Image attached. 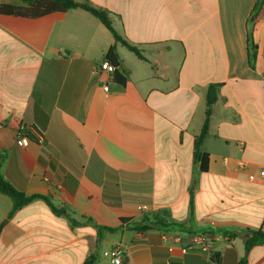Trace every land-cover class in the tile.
<instances>
[{"label":"crops","instance_id":"obj_1","mask_svg":"<svg viewBox=\"0 0 264 264\" xmlns=\"http://www.w3.org/2000/svg\"><path fill=\"white\" fill-rule=\"evenodd\" d=\"M85 1L109 11L143 58L81 9L0 15V173L78 222L34 201L4 226L0 264H83L95 250L111 264L102 254L118 245L121 264H264V244L245 245L264 232V0ZM113 46L124 86L98 71ZM211 85L202 171L194 143ZM12 208L0 193V225ZM146 216L169 226L136 230ZM95 225L118 229L97 243ZM201 232L216 236L219 262L163 238L185 245Z\"/></svg>","mask_w":264,"mask_h":264},{"label":"trees","instance_id":"obj_2","mask_svg":"<svg viewBox=\"0 0 264 264\" xmlns=\"http://www.w3.org/2000/svg\"><path fill=\"white\" fill-rule=\"evenodd\" d=\"M28 3V6H16L11 4H1L0 5V15L18 17L24 19H38L54 13H65L69 10L81 9L89 13L113 35L115 42L122 44L127 49L135 53L138 57L143 58L140 50L129 44L124 40L115 29L111 15L109 11L96 7L92 5L89 1H79V0H24ZM257 57V47L254 43H251L250 58L254 61ZM107 60L110 61L116 67L118 66V57L115 53V46L111 47L107 53ZM115 80H117L122 86L126 83V78L120 77L117 73L115 74ZM217 91L218 85H211L207 92L206 99V111H205V121L200 134L196 137L194 143V164L200 166L201 170L206 169L207 154L202 151V144L204 139L208 134L209 121L212 114L213 106L217 101ZM31 138V137H29ZM0 193L8 196L13 201V208L8 215V218L0 225V234L11 218L23 207L33 203L36 200L45 201L57 216H65L70 218L73 225H77L74 219H71L68 210L65 208H57L52 204L50 199L42 195H32L28 196L23 191L16 189L1 173H0ZM92 222V220H90ZM123 223L126 221L123 219ZM135 229L138 231H149L154 229H160L162 227H168L164 221L159 219H150L149 217H144L140 222L135 223ZM97 228V243H101L104 239L106 232H115L118 228L106 227L95 225ZM264 244V232L263 231H249L245 239L246 250L249 251L251 248L257 245ZM214 254L210 258L219 262V257ZM99 252L95 250L92 252L85 260L83 264H98ZM239 264H248L246 258H243Z\"/></svg>","mask_w":264,"mask_h":264},{"label":"built area","instance_id":"obj_3","mask_svg":"<svg viewBox=\"0 0 264 264\" xmlns=\"http://www.w3.org/2000/svg\"><path fill=\"white\" fill-rule=\"evenodd\" d=\"M98 71L108 73L109 75H114L117 71V67L110 61L105 60L100 63ZM103 88L106 92H108L109 88L107 84H104ZM24 131V128H20L17 134V144L21 147H24L28 142ZM262 175L264 176V172ZM139 210L144 213L150 212V208L146 206L139 207ZM163 238L175 245H180L181 252L184 254L194 251L203 255H207L208 257L213 255V251L217 244L216 236L206 232L189 233L187 235V244L185 245H183L185 237L179 233H165L163 234ZM124 253V247L118 245L112 249L105 250L102 255L104 258L108 259L111 264H121Z\"/></svg>","mask_w":264,"mask_h":264}]
</instances>
